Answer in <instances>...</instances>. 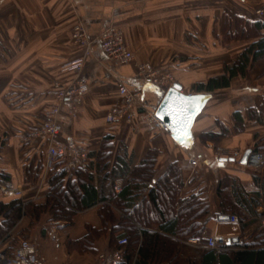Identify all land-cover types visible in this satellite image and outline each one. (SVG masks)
I'll list each match as a JSON object with an SVG mask.
<instances>
[{
  "label": "crops",
  "instance_id": "0c3cea01",
  "mask_svg": "<svg viewBox=\"0 0 264 264\" xmlns=\"http://www.w3.org/2000/svg\"><path fill=\"white\" fill-rule=\"evenodd\" d=\"M262 5L264 0H0V173L8 175L0 176V186L2 182L13 184L21 190L18 196L24 202L47 195L48 141L33 132L58 106L61 136L86 149L84 161L93 164L90 172L96 183V155L104 136H113L115 156L126 150L132 166L149 149H157V176L172 162L183 169L178 199L197 195L209 205L211 216L202 233L223 235L231 250L253 243L254 232L264 229V169L257 181L256 170L241 159L247 149H253L255 137L264 136V122L249 115L252 107L264 109V58L246 76L234 78L230 87L211 92L212 98L193 124L194 142L189 148L180 145L169 129L141 115L145 109L156 110L168 85L148 82L139 67L147 63L153 70L173 75V83H180L185 93H197L198 83L220 74L224 63L232 62L247 46L245 41L223 42L220 20L224 16L234 20L236 15L257 19ZM76 25L85 30L89 45L75 44ZM110 25L123 32L127 47L135 54L134 62L118 63L102 49L100 35ZM79 58L84 63L80 72L65 68ZM79 78L86 82L87 91L59 101L55 84L68 86ZM120 85L139 91L141 105L135 108L132 121L109 123L108 112L122 102ZM221 91L230 96L215 101ZM238 113L244 119L240 131L235 126ZM220 124L229 130L228 135L217 143L201 140L202 134L220 132ZM216 148L229 149L230 154H217ZM233 151H240V156L234 157ZM190 157H196L198 164L191 165ZM32 161L42 162L43 170L30 182L25 167ZM220 187L226 189L228 202L236 210L233 214L222 212ZM4 197L8 196L0 191V199ZM99 205L80 211L74 222L51 221L35 227L41 236L35 243L45 264H99L100 256L108 251V236L99 242V251L81 250L69 243L86 233V223L102 226ZM88 213L96 215L95 220L77 221ZM231 215L238 216L239 222L231 223ZM80 223L83 233L69 232ZM194 236L179 240L178 264H185L187 258L199 259L200 249H210L190 242Z\"/></svg>",
  "mask_w": 264,
  "mask_h": 264
},
{
  "label": "trees",
  "instance_id": "16d2710c",
  "mask_svg": "<svg viewBox=\"0 0 264 264\" xmlns=\"http://www.w3.org/2000/svg\"><path fill=\"white\" fill-rule=\"evenodd\" d=\"M260 9L264 10V5ZM219 30L223 42L245 41L247 46L232 62L224 63L220 74L198 83L195 87L198 92L211 93L230 87L234 78L246 76L255 62L264 58V12L257 19L236 15L233 20L224 16ZM249 115L264 122V109L257 111L252 107ZM235 126L238 131L244 128L240 113L236 114ZM228 134L229 130L220 124V132L202 134L201 140L217 143ZM255 141L252 151L264 152V136H256ZM159 154V150L149 149L132 166L127 151L115 156L113 136H104L96 155L98 183L90 172L93 164L84 161L70 172L51 168L47 176L49 190L41 200L24 202L19 196L0 199V244L5 243L3 248L11 253L21 240L31 239L36 226L51 221L74 222L80 211L100 204L98 215L102 226L86 223V233L69 243L81 250L99 251V242L108 236V251L121 249L123 264H178L179 240L202 234L211 211L197 195L178 199L184 175L177 162L157 176ZM25 169L26 179L32 182L40 176L43 164L32 161ZM259 171L254 172L257 181ZM0 176L8 178L3 172ZM117 180H122L119 191L115 189ZM219 195L223 214H233L236 210L228 202L225 187H220ZM23 220L24 226L18 227ZM121 235L127 238L124 245L118 244ZM252 237L253 243L240 244L233 250L229 244L219 249H200L199 259L187 258L185 264H264V229L255 231Z\"/></svg>",
  "mask_w": 264,
  "mask_h": 264
},
{
  "label": "built area",
  "instance_id": "2783aa9c",
  "mask_svg": "<svg viewBox=\"0 0 264 264\" xmlns=\"http://www.w3.org/2000/svg\"><path fill=\"white\" fill-rule=\"evenodd\" d=\"M258 13H262V11L258 10ZM72 38L76 45H89L87 34L81 25H76ZM100 44L104 52L118 63H132L135 61V54L127 47L123 32L115 25H110L101 33ZM83 65V59L79 58L67 63L65 68L80 72ZM139 71L150 83L162 85L166 80V78H162L157 71L150 68V65L147 63L141 65L139 67ZM55 88L56 97L59 101H63L68 98H78L88 89L86 82L80 78L74 84L68 86H60L59 83H56ZM118 91L122 97V102L121 105L112 107L108 112L106 120L109 123H116L124 120L127 122L132 121L135 117V108L141 99V93L139 91L130 90L126 85H120ZM58 112L59 107L55 106L47 114L42 126L33 132V135L47 139V154L49 157L50 167L54 168L56 172H70L77 167L79 163L88 158V153L80 143L76 141H67L62 138L61 128L56 121ZM141 115H143L145 119H151L157 127L168 130L165 123L157 118L155 111H144ZM189 162L191 165H197L198 159L196 157H190ZM247 165L250 167L264 166V155L253 152L250 155ZM0 189L2 193L8 197L21 193L19 188L7 182H2ZM115 189L117 191L121 189V183H119V181L116 182ZM229 221L231 223H238L239 218L236 215H231L229 216ZM189 241L197 245L217 249H219L222 245L227 244L226 237L223 235H209L206 233L196 235L189 239ZM126 242L127 238L123 235L120 237L118 244L124 245ZM123 263V252L121 249H116L103 257L99 264ZM0 264H45V262L39 254L36 243L31 240L24 239L18 243L11 253L0 247Z\"/></svg>",
  "mask_w": 264,
  "mask_h": 264
},
{
  "label": "water",
  "instance_id": "95a60500",
  "mask_svg": "<svg viewBox=\"0 0 264 264\" xmlns=\"http://www.w3.org/2000/svg\"><path fill=\"white\" fill-rule=\"evenodd\" d=\"M212 96L208 92L185 93L182 85L175 82L165 91L155 114L165 123L175 140L189 148L194 142L193 124ZM251 153L252 149L244 152L242 164L248 163Z\"/></svg>",
  "mask_w": 264,
  "mask_h": 264
},
{
  "label": "rangeland",
  "instance_id": "374dc122",
  "mask_svg": "<svg viewBox=\"0 0 264 264\" xmlns=\"http://www.w3.org/2000/svg\"><path fill=\"white\" fill-rule=\"evenodd\" d=\"M259 10H261L262 11V13H258V14H260V15H262L263 14V12H264V10L263 9H260L259 8ZM257 12H258V10H257ZM155 71H157L159 74H160V76L162 77V78H166V80L163 82V84L165 85H168V88L171 86L170 84H172L173 85V80H175L172 76L173 75H168V74H164V73H161V72H159L158 70H155ZM168 77V78H167ZM161 81V80H160ZM170 85V86H169ZM167 88V89H168ZM190 88V87H189ZM184 92V91H183ZM223 94V95H222ZM217 96H216V98H215V101L216 100H221V99H223V98H228L229 96H230V93H228V94H226L225 92H218L217 94H216ZM141 105V102H139V104L137 105V106H140ZM136 106V107H137ZM144 111H146V112H153L152 110H149V109H145ZM46 139V138H45ZM47 140V139H46ZM121 140V139H120ZM122 142V141H121ZM79 143V142H78ZM230 150L229 149H215V153H217V154H224V155H228V154H230V152H229ZM236 153V154H235ZM238 153V154H237ZM240 151L238 152V151H233L231 154L232 155H234V156H237V157H239L240 156ZM252 153H253V151H252ZM251 153V154H252ZM256 153H261L262 155H264V152H256ZM250 158V157H249ZM250 167V166H249ZM251 169H254V170H257V169H264V166H262V167H250ZM117 181H119V183H122V180H117ZM1 191V190H0ZM15 196H18V195H15ZM10 197H13V196H10ZM4 198H6V197H4ZM78 218V220L77 221H79V222H83L85 219H94L95 220V218H96V215H94V214H90V213H88V214H85V215H80V216H78L77 217ZM84 225L82 224V223H80L75 229H71V230H69V232L70 233H76V234H81V233H83L84 232ZM36 232V233H35ZM34 233L36 234L33 238H32V240L31 241H33V242H36V240L38 239H40V235H39V233H37V231H35ZM37 243V242H36ZM109 253V251H105L101 256H100V259H99V263H100V261H101V259L103 258V257H105L107 254Z\"/></svg>",
  "mask_w": 264,
  "mask_h": 264
}]
</instances>
